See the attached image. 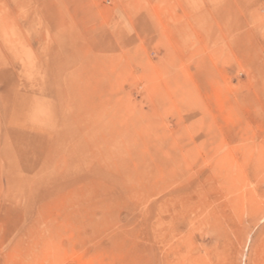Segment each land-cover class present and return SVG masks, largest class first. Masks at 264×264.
Listing matches in <instances>:
<instances>
[{"label": "rangeland", "instance_id": "374dc122", "mask_svg": "<svg viewBox=\"0 0 264 264\" xmlns=\"http://www.w3.org/2000/svg\"><path fill=\"white\" fill-rule=\"evenodd\" d=\"M0 264H264V0H0Z\"/></svg>", "mask_w": 264, "mask_h": 264}]
</instances>
